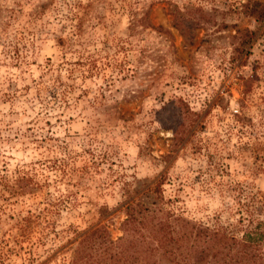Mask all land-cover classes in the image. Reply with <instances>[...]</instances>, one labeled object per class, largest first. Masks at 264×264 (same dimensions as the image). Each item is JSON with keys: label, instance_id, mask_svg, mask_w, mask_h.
I'll return each mask as SVG.
<instances>
[{"label": "rangeland", "instance_id": "rangeland-1", "mask_svg": "<svg viewBox=\"0 0 264 264\" xmlns=\"http://www.w3.org/2000/svg\"><path fill=\"white\" fill-rule=\"evenodd\" d=\"M243 1L0 0V264H69L149 192L224 229L209 264H264L242 239L264 221V22Z\"/></svg>", "mask_w": 264, "mask_h": 264}, {"label": "trees", "instance_id": "trees-1", "mask_svg": "<svg viewBox=\"0 0 264 264\" xmlns=\"http://www.w3.org/2000/svg\"><path fill=\"white\" fill-rule=\"evenodd\" d=\"M239 12L264 22V3L259 0H244ZM251 33L244 30L231 36L234 51L243 50ZM151 195L124 203L123 234L115 240L109 239L102 225L83 231L69 264H209L226 235L224 229L164 212ZM263 238V220L250 221L242 232V239L250 244H260Z\"/></svg>", "mask_w": 264, "mask_h": 264}]
</instances>
